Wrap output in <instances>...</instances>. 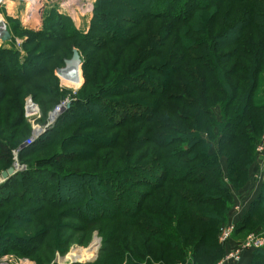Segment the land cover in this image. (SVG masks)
Returning <instances> with one entry per match:
<instances>
[{
    "label": "rangeland",
    "instance_id": "rangeland-1",
    "mask_svg": "<svg viewBox=\"0 0 264 264\" xmlns=\"http://www.w3.org/2000/svg\"><path fill=\"white\" fill-rule=\"evenodd\" d=\"M174 1L181 0H39L30 20L23 5L0 8L20 57L29 52L36 61L15 78L0 79V181L8 170L14 176L0 188V195L11 192L7 203L0 201V239L13 237L19 251L30 249L20 256L6 246L0 264H251L264 251V197L241 222L264 183V17L248 15H264V0H224L182 23L150 17L156 8L164 16L165 4ZM8 5L17 6L12 16ZM39 8L43 19L50 12L64 18L43 21L44 32L33 35ZM74 50L76 75L67 71ZM2 68L14 75L8 64ZM137 84L155 96L125 93ZM189 98L201 99L202 107ZM63 101L74 103L75 116L63 118L53 135L63 113L48 124L49 114ZM230 117L233 124L223 128ZM170 127L202 138L187 163L203 152L217 157L220 169L212 171L223 174L230 201L221 198L216 180L204 172L201 178L198 166L188 170L193 173L175 166L161 184L158 161L178 144L153 139ZM34 129L41 131L31 140ZM26 143L35 148L20 153ZM35 169L42 170L34 177L43 170L66 177L55 173L49 186L43 174L41 183L19 177ZM103 172L112 173L111 181L97 177ZM41 191L45 205L29 213V199L20 196L35 199Z\"/></svg>",
    "mask_w": 264,
    "mask_h": 264
},
{
    "label": "trees",
    "instance_id": "trees-1",
    "mask_svg": "<svg viewBox=\"0 0 264 264\" xmlns=\"http://www.w3.org/2000/svg\"><path fill=\"white\" fill-rule=\"evenodd\" d=\"M202 1L203 0H181L180 3L176 2V1L169 2V3H166L165 4V5L168 6V12H166L165 14H163L164 16H161L162 14L161 15H158V13H160V12H157L158 9L156 8V9H154L155 10L154 11V15L153 14L152 15L150 14V17L152 19L153 18H158V17H167L168 19H170L174 23L187 22V21L190 20V18H192V16L198 10L201 11V10H204L206 8H211L215 4H218L219 2L224 1V0H206L207 2H205L203 5H201L200 3ZM241 1H243V0H241ZM194 10H195V12H194V14H192ZM249 12L250 13L248 15L251 16V20L255 19L256 16H263L264 17V15H262V14H260V15L259 14H256V12H254L252 10H250ZM47 14L48 15L46 16V18L43 19V21H44L43 24H46L47 20H50L52 17H54V19H58V21H60V22L64 18V16L58 15L56 13H55V15H52L53 14L52 12H50V14L49 13H47ZM145 16H146V14H145ZM148 16H146V17H148ZM96 17L97 18H100L97 15H96ZM94 18H95V14H94L92 20H94ZM101 20H103V17L101 18ZM91 26H92V24H91ZM61 28L64 29L63 27H61ZM44 29H45V26H43L42 31H36V33H33V35H39L38 34L39 32L43 33L44 32ZM71 33H72V35H75L76 34L75 32L74 33L71 32ZM33 42H34L33 41V36L31 38L30 37L29 38L26 37L24 39V42H23V45H22L23 49H24V47L28 46L29 44H32ZM57 49L58 48H54L53 50L56 51ZM26 54H29V52L28 53H24L23 58H21L20 57V53L15 49L14 41L11 39V41L8 42L7 44L0 45V67H3V66H5V64H8V66H10L12 68V70H14V71L16 70V72L12 71L13 74L14 73H17L18 71L21 72L23 69L25 71V70H27L28 67H32L34 64H36V61H32V59H31L32 57L30 58V56L28 57V55H26ZM72 55H73V51H72ZM4 70H5V68L4 69L2 68L1 71H0V79H1L2 76L4 78H6V79H2V80H8V78H15V75H17V74L12 75L10 73L8 74V71H6V70L4 71ZM18 75L21 76L20 74H18ZM25 76H27V74H25ZM141 77H142V75H138L136 77L137 79L133 78V80L135 79L137 82H140L141 80H143V78H141ZM21 81H23V80H21ZM209 86L210 85L205 86V87L208 88ZM210 87H213V85L210 86ZM20 89H21V87H18V90H20ZM253 89H254V86L252 87V90ZM153 92H154L153 90L152 91L148 90V88H147L146 85L143 84V85L140 86L139 84H137V86L135 85L132 88H130L129 90H126L125 93H139L141 95L142 94L143 95H146L147 94L146 95L147 97L148 96L150 97V95H151V97H154L155 95H153L154 94ZM148 93H150V95H148ZM158 96H160V97H157L156 96L155 98L156 99L162 98L163 97V92H160ZM186 101H187V103L191 102V103H195V104H198V102H199V106L202 107L201 106V104H202L201 99H199V101H195V100L189 98ZM73 102H75V103L77 102L79 104V106L80 105H86L87 104V101H82V99H77V100H75ZM108 102H111V101H108ZM106 104H109V103H106ZM115 107H117V105ZM174 112H175V109H174ZM151 113H152V111H151ZM99 115L101 116V118H104L101 114H99ZM69 116H73V117L75 116L74 103L71 104V106L67 109V111H64L63 114L59 116L58 123L56 124V127L55 128L53 127V129H51L52 132H53V135L57 132L56 131V128H58V129L61 128V124H62L63 118L69 117ZM122 116H124V115H122ZM233 119H234L233 117H230L229 119H227L226 123H224V125H223V128L229 127L228 124L231 123V120H233ZM225 120H226V117L224 118V121ZM231 124H233V123H231ZM119 125H121V124L118 121L117 122H114V124H112L113 127H117ZM246 126L248 128L247 129V132L252 133L253 130H252L251 126L248 125V124H246ZM177 130L178 129H176V127L165 128L164 129L165 134L159 135V136L156 135L155 138L153 139V140L156 141L155 142L156 144L157 143H160V144H157V145H162V146H165V147L172 146V145H174V143L175 144H178V147H168L165 150V154H166V158L167 159L164 162L158 161L163 166V169L165 170L164 171V174H161L160 175L161 184H163L165 182L167 172H170V170H171V172H175V166L180 167V170H178L180 172H181V170L185 171L187 169V171L185 173H193L192 171L193 170H196V169H192L190 172H188V170H190V168H195V167L198 166V168H201V170H202V172L199 173L201 175V178L203 177L202 174L204 172L207 178H209V177L212 178V180H211L212 182L216 180L217 181L216 183L219 184V187L222 189V191H221V198H224V199H227V200L230 201L229 190L227 188V184L223 180V174L220 172L219 175H218V173L216 174V173H214L212 171L213 169H215V170L216 169L217 170L220 169V166L219 165L218 166L216 165L215 159H217V157L216 158L215 157L213 158V156L210 155L209 152H207V153H204L203 152V154L200 153L199 155H195L196 157H199L200 156L201 157V158L199 157L200 160H195L197 158L195 156H193L192 159H190V160H192L191 164L187 163V162H189L188 156L193 152V148H195L196 146H200V145L203 147V143L201 142L203 140L200 137L197 138V139H195L196 138V137H194L195 135H191L190 136V133H188V132H184V135H183V133H181L182 131L181 132H175ZM247 132H245V133H247ZM223 134L224 133L219 134L220 137ZM69 139L72 140V141L82 140L81 138H75V137H70ZM219 139H221V138H219ZM242 139L245 140L244 138H242ZM1 140L3 141L4 139H1ZM45 141L47 142V139ZM4 142H5V140H4ZM43 143H45L44 140L41 141V142L39 141L37 143V145L38 146H42ZM26 148H24L26 150L21 149V152L20 151L19 152L20 153H23L22 151H24V152L25 151H29V150H31V149H33L35 147H32V145H31V146H27ZM3 153L5 154V156H8V153H7L6 150H3ZM60 156L61 155H59V157H56V158H58L57 162H60L61 161L60 159L63 158V157H60ZM65 156H66V161L72 159L71 158L72 154L65 155ZM16 158H17V156H16ZM170 159H171V161H170ZM207 160H209V161H207ZM185 162H186V164H185ZM36 170H42V169H35V170H31V171L25 170V171H23V173H21V176H19V177L25 178L24 176L26 175L27 177H29L28 179L30 180V183L32 181L33 182L35 181V183L36 182L37 183H41L43 181V180H41L42 179V175L41 174H43V179L46 177V183H45V185H48V186L49 185H52L51 181H49V180H50V177H52L55 173H56V175L59 174L58 176H61L62 179L66 177V175H64L62 173H58L59 172L58 170H57V172L55 171V173H52V171H50V170L49 171H44L43 170V171L35 172L39 176L34 177V171H36ZM115 174H116V177L120 175L119 173H115ZM111 175H112L111 172H103V173L97 174V177L99 179H101V181L106 182V181H111L110 180V178L112 177ZM185 175L183 177H185ZM116 177H114V178H116ZM126 177L128 178L127 175H126ZM13 178H14V176H10L3 183H0V188L5 187L8 183H10V180H13ZM228 178H229V173H228ZM87 179H88V177H86L84 180H87ZM80 181H83V178L79 180V183L82 184L84 181L83 182H80ZM232 184H233V186L236 187V185H234L233 182H232ZM17 187L18 188H16V187L13 188V190L15 192L17 190L18 191V194L20 195L21 193L19 192L20 191L19 189L21 188V186H17ZM151 187L154 188L155 186H151ZM9 192H7L5 194H2L1 193V195H0V201L4 199L3 202L4 203L5 202L7 203L9 199L6 196H7V194H10L11 193V192L10 193ZM13 192H12L13 196H17L16 195L17 193H15V192L13 193ZM185 192H189V191H185ZM260 192L261 193L253 200V202L251 204V207L248 208L249 209L248 210V213L242 219V221H241L242 223L245 221L246 218L248 219L247 216L249 215V212L250 211L252 212L253 211V208L258 204L259 200L262 197H264V194H263V192H264V183H263V187H262V189H261ZM39 193H40L39 198H36L35 197V199H34V197H32L33 198L32 199L31 196H29V195H27V196L26 195H24V196L21 195L20 196V197H23L24 200H26V201L29 199V202H30V203H28V212L29 213H32V212L36 211L37 209L42 208L41 206L45 205V204H43V202H40L41 198L44 199L45 196H46L45 191H41ZM75 195H76V198H79L80 193L73 194L71 196L72 197H75ZM5 197H6V199H5ZM74 202L75 203H79L80 200L79 199H76V201H75V198H74V201H72V203H74ZM199 202H202V201H199ZM209 202L210 201H208V203ZM45 203H47V202H45ZM206 203H207V201H206ZM79 207H80L79 205H76V207H75V209H76L75 213L78 212ZM114 208H117L118 209V206H115ZM118 212H119V209L117 210V214H118ZM119 215H121V214H119ZM242 223L240 225H242ZM240 225H239L238 229L239 228L240 229L242 228V226H240ZM10 238L14 239L13 237H9V236H4V237H2V239H0V246H2L0 252H3L5 250V248H6V246H8V247L11 246L12 250L19 251L20 248H18L17 240H11ZM19 252H21L20 256H24L23 253L28 254V252H30V249L28 247V248H25L23 250L21 249ZM260 261L262 263H264V251H258V252L256 251V253L252 257L251 264L253 262H254V264H257Z\"/></svg>",
    "mask_w": 264,
    "mask_h": 264
},
{
    "label": "built area",
    "instance_id": "built-area-1",
    "mask_svg": "<svg viewBox=\"0 0 264 264\" xmlns=\"http://www.w3.org/2000/svg\"><path fill=\"white\" fill-rule=\"evenodd\" d=\"M36 0H0V8L3 7L4 5H6V3H17L18 5H23L24 8H25V17L26 19L30 20L33 16V12L34 10L37 9L38 7V3L35 2ZM5 26V28L8 30L7 26H6V23L3 21V19H1V16H0V30H2V25ZM11 41V38L9 41H4L2 42L0 40V45H5L7 44L8 42ZM17 45V44H16ZM66 102V103H65ZM69 107V103H67V101H63L61 102L56 108L55 110H53L51 113H53L54 111H56L57 113H63L67 108ZM51 113L49 114V119H50V116H51ZM59 114V115H60ZM58 115V116H59ZM55 122V121H54ZM53 122V123H54ZM49 124V122H47ZM48 126V125H47ZM32 139L31 140H34L35 138L34 137H31ZM36 140V139H35ZM30 144L29 143H26V146H29Z\"/></svg>",
    "mask_w": 264,
    "mask_h": 264
},
{
    "label": "water",
    "instance_id": "water-1",
    "mask_svg": "<svg viewBox=\"0 0 264 264\" xmlns=\"http://www.w3.org/2000/svg\"><path fill=\"white\" fill-rule=\"evenodd\" d=\"M42 12H43V8L40 9L39 8V11L37 14H39V18L42 19ZM39 19V20H40ZM2 26V30H0V40L2 42L4 41H9L10 38H11V35L9 33V31L5 28V26H3V24L1 25ZM39 31V30H38ZM68 66H67V69L68 68H71V71L73 70L74 72L77 71L78 67H79V57H78V54L77 52L74 50L73 51V56H72V61L71 63L67 62ZM76 75V74H75ZM13 172V171H12ZM12 173H11V170H8L4 173H2V179H6L8 176H11Z\"/></svg>",
    "mask_w": 264,
    "mask_h": 264
},
{
    "label": "bare ground",
    "instance_id": "bare-ground-1",
    "mask_svg": "<svg viewBox=\"0 0 264 264\" xmlns=\"http://www.w3.org/2000/svg\"><path fill=\"white\" fill-rule=\"evenodd\" d=\"M86 1H87V0H86ZM35 2L38 3V6H40V5H39V3H40L39 0H36ZM63 5H65V4H63ZM37 8H38V7H37ZM34 11H36V10H34ZM33 13H34V12H33ZM67 71L71 72L73 75H75L76 72H77V71L74 72L73 70L71 71V68H68ZM67 71H66V72H67ZM63 76L65 77V78L63 77L64 80H66L67 77H66L65 75H63ZM29 110H30V107H29ZM29 112H30V114H32V111H29ZM59 114H60V113H57L56 111H54L53 113H51V116H50V119H49L48 122H49V123H53V122H54L53 120L56 119V117H57ZM35 115H36V114H35V112H34V114H33L32 116L35 117ZM32 116H31V117H32ZM40 131H41V130H39V129H34V130L32 131V136H31V137L36 138V137L40 134ZM30 139H31V138H30ZM14 159H16V157H15ZM14 168H16V169H14L13 171L17 172V171H18V165L14 166ZM1 182H2V181H0V183H1ZM74 262H75V260H74Z\"/></svg>",
    "mask_w": 264,
    "mask_h": 264
},
{
    "label": "crops",
    "instance_id": "crops-1",
    "mask_svg": "<svg viewBox=\"0 0 264 264\" xmlns=\"http://www.w3.org/2000/svg\"><path fill=\"white\" fill-rule=\"evenodd\" d=\"M8 7H10L9 8V10H7L6 11V13L9 15V16H12V13L14 12V9L17 7L16 5H8ZM42 14H45L44 12L42 13ZM40 19V18H39ZM38 19V20H39ZM42 22H43V18L42 19H40L39 20V23H37L38 25L35 27L36 29H34L35 31H38V30H40L41 29V27H42Z\"/></svg>",
    "mask_w": 264,
    "mask_h": 264
}]
</instances>
